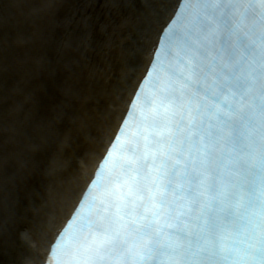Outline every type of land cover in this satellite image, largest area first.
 Wrapping results in <instances>:
<instances>
[{"label":"snow or ice","instance_id":"6c2138e0","mask_svg":"<svg viewBox=\"0 0 264 264\" xmlns=\"http://www.w3.org/2000/svg\"><path fill=\"white\" fill-rule=\"evenodd\" d=\"M106 3L124 11L143 71L84 101L83 69L62 57L75 47L71 19L62 32L38 24L39 52L19 54L17 17L48 22L58 0H0L5 208L9 184L53 165L49 145L64 129L95 143L55 258L29 245L16 264H264V0ZM21 72L28 111L15 99ZM14 242L5 218L0 251Z\"/></svg>","mask_w":264,"mask_h":264},{"label":"bare ground","instance_id":"6f19581e","mask_svg":"<svg viewBox=\"0 0 264 264\" xmlns=\"http://www.w3.org/2000/svg\"><path fill=\"white\" fill-rule=\"evenodd\" d=\"M98 1L58 0V13L60 9L64 11L65 7H69L64 15H55V21L53 17L48 22H33L36 26L42 25L47 34L62 32L68 20L73 21L71 35L75 47L64 51L62 57L75 61L76 69H83L77 88L79 98L84 101L94 92L109 88L117 80L126 85L134 84L143 71V57L135 55L132 45L135 32L123 24L124 11H108L109 8L114 9L108 5L109 8L104 7L107 12L98 16L94 8V3ZM72 2H75L73 7ZM136 3L143 6L144 0H136ZM131 19L129 17L130 22ZM22 24L25 27L26 24ZM22 32V42L27 44V48L38 44L33 51L36 55L40 50L38 39L33 38V42H30V35L24 30ZM27 80L24 74L23 82ZM28 84L31 85L29 81ZM93 131L98 134L99 129ZM94 147L93 141L70 125L49 145L54 160L51 167L42 166L19 186L9 184L7 208L0 200V224L7 219L9 236H14L15 242L3 252L0 251V264H16L17 259H23L21 254L29 245L46 256L49 244L75 207L87 183L86 177L90 178L94 170L96 161L83 155L86 149ZM3 180L4 177L0 175V183ZM36 182L41 183L39 190L35 189ZM28 190L30 196L24 203L23 197ZM27 233L29 239L26 240ZM41 237H46L47 242L41 244ZM43 262L40 261V264ZM30 264L36 262L31 261Z\"/></svg>","mask_w":264,"mask_h":264},{"label":"rangeland","instance_id":"374dc122","mask_svg":"<svg viewBox=\"0 0 264 264\" xmlns=\"http://www.w3.org/2000/svg\"><path fill=\"white\" fill-rule=\"evenodd\" d=\"M72 3H74V2H72ZM96 4L98 5V9L97 10H98L99 15L100 14L104 15L103 8H104V5L106 4V0H100V1L96 2ZM72 6L73 5H71V7ZM67 8H69V7H65V9L63 11L64 13H66ZM9 11H10V14L15 15V10L14 9H10ZM54 11H55V15H56L57 12H56V10H54ZM17 19L19 21V27L21 29V27H22L21 26L22 25L21 22L24 21V20H26V19H24L23 17H20V16H18ZM27 20H30V19H27ZM34 30H35V25H33L31 21L28 22V24H27V31H29L28 34L30 35V40H32L33 37H34L33 36ZM37 42L40 44L39 40ZM35 49H36V46H35ZM29 50H30V55L32 57H34L35 56L34 55V52H33L34 48H31V49L28 48L27 49L26 45L22 42L21 45H20V48H19V54H20V56L24 57L25 56V53L27 51H29ZM21 67H23V66H21ZM19 77L20 78H19V85H18V87L20 88V91L15 94V99L20 103V105H22V103H24V105L22 107H23V109L25 111H28L30 109V107H31L30 102H29V99H28V93L31 90V85L28 84L29 79L27 80V82L25 81L27 84L25 82H22L21 81V73H20V76Z\"/></svg>","mask_w":264,"mask_h":264}]
</instances>
